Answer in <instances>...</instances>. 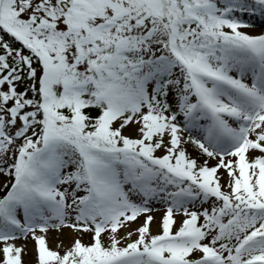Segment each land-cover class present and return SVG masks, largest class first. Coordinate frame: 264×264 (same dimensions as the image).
<instances>
[{
  "label": "snow or ice",
  "instance_id": "snow-or-ice-1",
  "mask_svg": "<svg viewBox=\"0 0 264 264\" xmlns=\"http://www.w3.org/2000/svg\"><path fill=\"white\" fill-rule=\"evenodd\" d=\"M0 264H264V0H0Z\"/></svg>",
  "mask_w": 264,
  "mask_h": 264
},
{
  "label": "rangeland",
  "instance_id": "rangeland-1",
  "mask_svg": "<svg viewBox=\"0 0 264 264\" xmlns=\"http://www.w3.org/2000/svg\"><path fill=\"white\" fill-rule=\"evenodd\" d=\"M253 31H259V29H253ZM61 238H62V239H65V242H67V240H66L65 237H61ZM51 243H52V246L54 247V246H55V243H56L55 239H53V240L51 241ZM29 248H30V249L32 248V244H31V242H29ZM26 259L31 260V259H32L31 254H30L28 257H26Z\"/></svg>",
  "mask_w": 264,
  "mask_h": 264
}]
</instances>
